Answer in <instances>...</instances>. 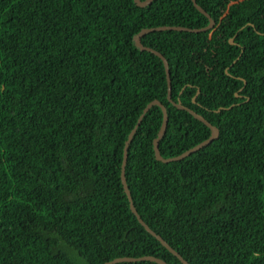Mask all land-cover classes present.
I'll list each match as a JSON object with an SVG mask.
<instances>
[{
  "label": "trees",
  "instance_id": "obj_1",
  "mask_svg": "<svg viewBox=\"0 0 264 264\" xmlns=\"http://www.w3.org/2000/svg\"><path fill=\"white\" fill-rule=\"evenodd\" d=\"M196 1L212 30L142 43L167 59L172 100L220 136L165 164L152 107L129 145L127 185L189 264H264V0ZM209 23L191 0H0V264H182L131 211L124 149L155 100L169 117L163 158L211 130L169 102L164 62L134 37Z\"/></svg>",
  "mask_w": 264,
  "mask_h": 264
},
{
  "label": "water",
  "instance_id": "obj_2",
  "mask_svg": "<svg viewBox=\"0 0 264 264\" xmlns=\"http://www.w3.org/2000/svg\"><path fill=\"white\" fill-rule=\"evenodd\" d=\"M153 1L154 0H145V1L135 0V3L138 6H140V7H146V6L150 5ZM191 1L195 5V7L209 19L210 23H209V25L207 27H205L203 29H189V28H184V27H159V28H152V29H144V30H142L139 34H137L134 37V40H135L136 45L141 50L153 52L159 58H161L162 61L164 62L165 70H166V76H167V81H168V100H169V102L172 103L178 109L189 112L195 118H197L198 120L203 122L211 130V136L207 140L202 142L201 144H199L196 147L184 152L183 154H181V155H179L177 157L168 158V159L163 158L161 153H160L159 144H160V141H161L162 137L166 133L167 125H168V122H169V117H168L167 108L160 101L155 100V101L151 102L150 104H148L147 107L144 109L143 114L141 115L137 126L135 127L134 130H132V132L129 135L128 141L126 142L125 149H124V158H123V163H122V174H121L122 184H123L125 193L127 194V197L129 199L130 208H131V211L133 212V214H135L137 216L140 224L146 229V231L149 234H151L152 236H154L157 240H159L162 243V245L164 247H166L173 255H175L177 258H179V260L182 262V264H189V263L178 252H176L160 235L155 233L144 222V220L139 215V213H138V211H137V209H136V207H135V205L133 203L131 192H130V190L128 188V185H127L125 171H126V165H127V160H128V151H129L130 142H131L134 134L136 133L137 127L142 122V119H143L144 115L154 106L161 107L162 108V112H163L162 126H161V129L159 131L158 137L154 140V151H155L156 159L158 161H161V162H163L165 164L181 161V160L189 157L190 155L196 153L200 149L208 146L213 141L217 140L219 138V136H220V130L217 127L213 126L210 122H208L203 116L199 115L198 113H196L192 109H189L188 107L183 106L180 101L179 102H174L172 100L171 73H170V67H169V63H168L167 59L161 53H159L158 51H156V50H154L152 48L146 47L142 43V38L145 35H147V34H149L151 32H155V31L177 30V31H187V32H192V33H200V32H204V31L212 30L215 27V25H216L215 21L212 19V17L201 6H199L197 4L196 0H191ZM230 42L232 44L234 43L233 40H231ZM143 260L152 261V262H155L157 264H168L164 260H162L160 258H157V257H154V256H145V257H142V258H131V257L116 258V259H114V260H112L110 262H107L105 264H116V263H121V262H136V261H143Z\"/></svg>",
  "mask_w": 264,
  "mask_h": 264
}]
</instances>
